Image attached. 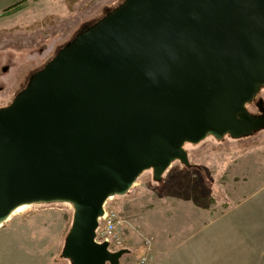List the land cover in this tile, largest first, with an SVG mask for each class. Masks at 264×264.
I'll use <instances>...</instances> for the list:
<instances>
[{
  "label": "water",
  "instance_id": "obj_1",
  "mask_svg": "<svg viewBox=\"0 0 264 264\" xmlns=\"http://www.w3.org/2000/svg\"><path fill=\"white\" fill-rule=\"evenodd\" d=\"M264 0H126L0 108V222L25 202L66 200L73 264H118L96 239L112 194L156 178L186 142L264 127Z\"/></svg>",
  "mask_w": 264,
  "mask_h": 264
},
{
  "label": "rangeland",
  "instance_id": "obj_2",
  "mask_svg": "<svg viewBox=\"0 0 264 264\" xmlns=\"http://www.w3.org/2000/svg\"><path fill=\"white\" fill-rule=\"evenodd\" d=\"M19 1L0 0V11ZM125 2L29 0L0 16V108ZM245 106L264 117V85ZM184 149L188 163L174 160L159 178L147 168L107 199L117 235L109 248L126 249L118 264H264V127L239 137L208 134ZM73 217L66 200L12 212L0 222V264H73L63 255Z\"/></svg>",
  "mask_w": 264,
  "mask_h": 264
},
{
  "label": "built area",
  "instance_id": "obj_3",
  "mask_svg": "<svg viewBox=\"0 0 264 264\" xmlns=\"http://www.w3.org/2000/svg\"><path fill=\"white\" fill-rule=\"evenodd\" d=\"M102 225L103 229L96 235V239L100 242L107 241L109 244L115 239L117 235L115 234L116 227V216L113 211L108 212L104 206V214L99 218V227ZM97 229V231H98Z\"/></svg>",
  "mask_w": 264,
  "mask_h": 264
},
{
  "label": "trees",
  "instance_id": "obj_4",
  "mask_svg": "<svg viewBox=\"0 0 264 264\" xmlns=\"http://www.w3.org/2000/svg\"><path fill=\"white\" fill-rule=\"evenodd\" d=\"M28 1L29 0H21L13 5L4 8L2 11H0V16L8 15L25 8L28 4Z\"/></svg>",
  "mask_w": 264,
  "mask_h": 264
},
{
  "label": "bare ground",
  "instance_id": "obj_5",
  "mask_svg": "<svg viewBox=\"0 0 264 264\" xmlns=\"http://www.w3.org/2000/svg\"><path fill=\"white\" fill-rule=\"evenodd\" d=\"M29 203H30V202H25V203H21V204L17 205L16 207H14V208L11 210L10 214H11L12 212L16 211V210L22 209L23 207H25V206L28 205Z\"/></svg>",
  "mask_w": 264,
  "mask_h": 264
}]
</instances>
